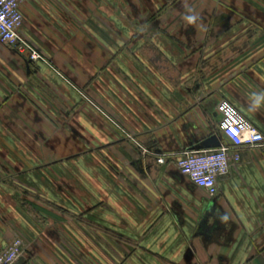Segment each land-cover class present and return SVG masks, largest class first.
<instances>
[{"label": "crops", "instance_id": "1", "mask_svg": "<svg viewBox=\"0 0 264 264\" xmlns=\"http://www.w3.org/2000/svg\"><path fill=\"white\" fill-rule=\"evenodd\" d=\"M20 8L42 59L0 40V248L21 237L16 264H264V146L216 197L176 165L217 132L221 99L264 133V0Z\"/></svg>", "mask_w": 264, "mask_h": 264}, {"label": "built area", "instance_id": "2", "mask_svg": "<svg viewBox=\"0 0 264 264\" xmlns=\"http://www.w3.org/2000/svg\"><path fill=\"white\" fill-rule=\"evenodd\" d=\"M23 1L0 0V40L37 61L42 59L41 52L21 33L24 17L20 6ZM217 112L220 117L213 135L220 139V146L186 150L176 159L180 172L211 197L219 195L220 179L230 173L234 164L241 162L242 150L264 146V133L229 100L221 99ZM141 149L147 152V149ZM155 154L159 164L166 162L168 154ZM25 248L24 240L16 237L0 248V264H15L24 256Z\"/></svg>", "mask_w": 264, "mask_h": 264}, {"label": "water", "instance_id": "3", "mask_svg": "<svg viewBox=\"0 0 264 264\" xmlns=\"http://www.w3.org/2000/svg\"><path fill=\"white\" fill-rule=\"evenodd\" d=\"M217 146H220V139L216 135H211L209 138L203 140L195 149H204ZM19 262H23V258H20Z\"/></svg>", "mask_w": 264, "mask_h": 264}]
</instances>
